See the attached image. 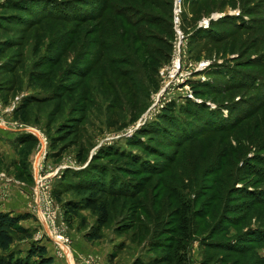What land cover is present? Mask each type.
Returning <instances> with one entry per match:
<instances>
[{
  "label": "rangeland",
  "instance_id": "1",
  "mask_svg": "<svg viewBox=\"0 0 264 264\" xmlns=\"http://www.w3.org/2000/svg\"><path fill=\"white\" fill-rule=\"evenodd\" d=\"M175 2L0 0V174L14 179L0 212L25 217L11 249L40 243L57 264H264V0H181L177 22ZM26 126L47 136L45 173L64 166L51 179L62 247L36 240ZM79 184L106 191L105 225Z\"/></svg>",
  "mask_w": 264,
  "mask_h": 264
},
{
  "label": "trees",
  "instance_id": "2",
  "mask_svg": "<svg viewBox=\"0 0 264 264\" xmlns=\"http://www.w3.org/2000/svg\"><path fill=\"white\" fill-rule=\"evenodd\" d=\"M35 2V1H34ZM53 7V5H51ZM75 9V7H71ZM52 9V8H49ZM70 10V8H68ZM133 14H130L127 18V21L130 23L138 24V22L142 19L139 15V12L136 10H132ZM79 16V15H78ZM133 16H139L137 20L133 19ZM142 39H144V34H140ZM28 108V103L24 102L22 107L19 108L18 112H25ZM223 127V125H219L218 129ZM91 173L93 176L100 175L98 169H92ZM263 174V173H262ZM264 175V174H263ZM106 185V184H105ZM118 181L111 180L107 189L108 193H121L123 194V190L119 191L117 189ZM71 186V185H70ZM74 188L82 195H85V204L87 208H90L92 211L99 214V226H103L106 224L109 216V211L107 208L106 203L99 202L98 198L105 193L106 191L100 190L97 187L91 184H79L74 185ZM105 189V188H104ZM122 189V188H121ZM56 194H58V189H56ZM263 193V192H262ZM264 199L263 197H261ZM264 203V201H263ZM76 206L73 205L74 208ZM25 219L22 215H12L8 212H0V264H57L54 258L48 255V250L46 246L40 243H34L32 246L29 247L27 251L19 250L16 251L15 249H11V245L15 241L14 233H16V229L19 231L17 232H25V229L21 227L20 221ZM262 228V227H261ZM256 229V228H255ZM257 231V230H255ZM262 239H264V229H261ZM31 260H33L31 262Z\"/></svg>",
  "mask_w": 264,
  "mask_h": 264
},
{
  "label": "built area",
  "instance_id": "3",
  "mask_svg": "<svg viewBox=\"0 0 264 264\" xmlns=\"http://www.w3.org/2000/svg\"><path fill=\"white\" fill-rule=\"evenodd\" d=\"M176 22L178 20L177 9H181V0H176ZM14 107V106H13ZM25 131L37 137L38 140V150H36L35 158L33 161V170L35 177V185L33 186V193L31 196V201L29 203V211L37 216L39 221L42 224V231H39L36 235V240H50L52 243H56L59 247L56 237L60 240H65L62 235L59 234L55 226V215L58 214V206L55 199L51 195V182L52 178L60 173L62 165L57 166L54 172L48 174L45 173L46 167L49 163L45 164L46 157L48 154V139L44 132L40 129L33 128L32 126H26ZM6 181L12 183L13 178L7 177L5 173L0 174V183ZM17 182V181H16ZM62 247V246H61ZM62 252H65L64 249H61ZM65 255V253H64ZM66 256V255H65Z\"/></svg>",
  "mask_w": 264,
  "mask_h": 264
},
{
  "label": "crops",
  "instance_id": "4",
  "mask_svg": "<svg viewBox=\"0 0 264 264\" xmlns=\"http://www.w3.org/2000/svg\"><path fill=\"white\" fill-rule=\"evenodd\" d=\"M3 134V135H2ZM2 134H0V146L2 145V143L3 144H5L6 142L4 141V136H5V134L4 133H2ZM24 183V182H23Z\"/></svg>",
  "mask_w": 264,
  "mask_h": 264
},
{
  "label": "bare ground",
  "instance_id": "5",
  "mask_svg": "<svg viewBox=\"0 0 264 264\" xmlns=\"http://www.w3.org/2000/svg\"><path fill=\"white\" fill-rule=\"evenodd\" d=\"M174 69L177 70V67H175ZM64 248H66V247L64 246Z\"/></svg>",
  "mask_w": 264,
  "mask_h": 264
}]
</instances>
